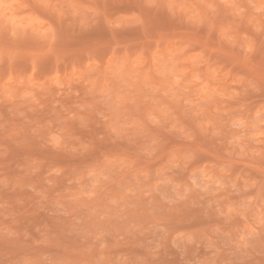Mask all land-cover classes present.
<instances>
[{
    "label": "rangeland",
    "instance_id": "obj_1",
    "mask_svg": "<svg viewBox=\"0 0 264 264\" xmlns=\"http://www.w3.org/2000/svg\"><path fill=\"white\" fill-rule=\"evenodd\" d=\"M0 264H264V0H0Z\"/></svg>",
    "mask_w": 264,
    "mask_h": 264
}]
</instances>
